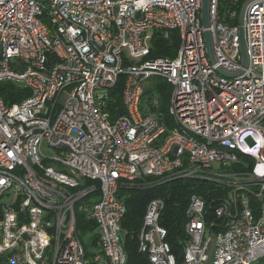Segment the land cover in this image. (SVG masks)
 Instances as JSON below:
<instances>
[{
  "label": "built area",
  "instance_id": "obj_1",
  "mask_svg": "<svg viewBox=\"0 0 264 264\" xmlns=\"http://www.w3.org/2000/svg\"><path fill=\"white\" fill-rule=\"evenodd\" d=\"M237 1L222 15V0H211L213 64L203 0H0V83L30 92L12 106L0 97L1 259L128 264L120 189L177 177L228 193L211 203L192 195L182 259L161 225L164 200H151L139 253L151 264L264 258V0L245 12L248 68L234 25ZM174 31L176 57L149 59L153 38ZM220 67L242 73L227 78ZM122 76L126 114L113 120L108 99ZM153 77L173 88L171 127L162 112L142 114V84ZM44 144L59 153L45 157ZM88 223L97 231L96 255L82 239Z\"/></svg>",
  "mask_w": 264,
  "mask_h": 264
},
{
  "label": "trees",
  "instance_id": "obj_2",
  "mask_svg": "<svg viewBox=\"0 0 264 264\" xmlns=\"http://www.w3.org/2000/svg\"><path fill=\"white\" fill-rule=\"evenodd\" d=\"M233 0H222L221 11L222 15L230 7ZM246 0H238L235 3V9L240 13L242 6ZM238 19L234 25H238ZM180 35L178 31L171 34L170 39H162L155 36L152 40L151 55L149 59L165 57L174 59L180 47ZM125 82V77L122 76L111 91L107 104V111L110 112L113 120L126 114L122 102V92ZM165 85V94L160 96L163 98L164 107L159 106L167 119L168 124L172 125V119L169 116L166 102L171 98L173 88L169 83ZM30 95L28 90L20 89L10 83L0 84V97L5 104L12 106L21 103ZM145 95V94H144ZM142 182H149L145 185H137L134 187H124L120 189L119 197L124 200L127 205V214L122 222V230L125 233V249L128 255V264H151L148 257L139 253V235L143 227L144 215L149 202L156 198L164 200L165 208L161 216V225L168 230V242L171 244L173 252L182 259L184 248L189 241V236L186 233L187 210L189 207L190 198L192 195H198L207 199L211 203L212 196L224 197L228 193L225 187L211 182L198 181L193 179L177 177L163 183H156L152 178L145 179ZM218 200L214 203L217 204ZM82 229L86 228L89 231L95 230L93 223L85 224ZM96 243L94 240L93 244ZM256 264H264V258Z\"/></svg>",
  "mask_w": 264,
  "mask_h": 264
},
{
  "label": "rangeland",
  "instance_id": "obj_3",
  "mask_svg": "<svg viewBox=\"0 0 264 264\" xmlns=\"http://www.w3.org/2000/svg\"><path fill=\"white\" fill-rule=\"evenodd\" d=\"M163 83H167L166 80H164L163 78L160 77H153L150 78L146 81H143V89L145 91V95L144 98L142 100V104H141V111L142 114L144 116L149 115V114H158L160 112V110H155L154 108V102L155 101H159L160 103V107H164V101L162 100L163 98H160V96L164 95L165 92V85ZM2 84V83H0ZM170 85V84H169ZM172 88V87H171ZM66 100V97L63 95L61 98V102L64 103ZM170 106V99H168V101L166 102V107L169 108ZM43 153L45 155V157H53L55 154L59 153V151L57 149L51 148L48 144H44L43 146ZM56 169H60L57 165H55ZM8 198V197H7ZM96 199V197H94ZM9 201L11 202V198L9 199ZM97 231L93 230V231H89L87 233H83L82 234V239L84 244L87 246L88 251L92 254V255H96L100 253V248L96 245L93 244V241H91V238H95ZM6 258L1 259L0 258V264H8L6 262ZM210 260L211 263L213 262V255L210 256Z\"/></svg>",
  "mask_w": 264,
  "mask_h": 264
},
{
  "label": "water",
  "instance_id": "obj_4",
  "mask_svg": "<svg viewBox=\"0 0 264 264\" xmlns=\"http://www.w3.org/2000/svg\"><path fill=\"white\" fill-rule=\"evenodd\" d=\"M254 0H247L244 5L241 8L240 11V16H239V26H240V46H241V54L243 57V66L245 68H248L250 65V60L248 56V51H247V45H246V38H245V30H244V18H245V12L248 7V5ZM210 3L211 0H203L202 3V22L203 26L207 31L205 32V40H206V47H207V52L209 55V58L213 64L217 63V58L215 54V49H214V41H213V34L209 30L211 27V17H210ZM218 72L227 78L231 77H236L240 75L242 72L238 73H230L224 70L223 68H219Z\"/></svg>",
  "mask_w": 264,
  "mask_h": 264
}]
</instances>
